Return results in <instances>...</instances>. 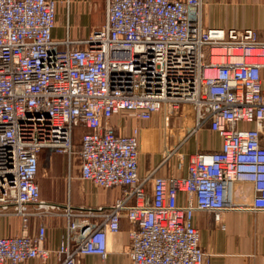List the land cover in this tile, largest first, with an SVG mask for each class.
<instances>
[{
	"label": "built area",
	"instance_id": "1",
	"mask_svg": "<svg viewBox=\"0 0 264 264\" xmlns=\"http://www.w3.org/2000/svg\"><path fill=\"white\" fill-rule=\"evenodd\" d=\"M55 14L56 0H0V216L21 225L0 235V264L104 258L122 219L129 264H208L196 211L219 221L244 183L255 192L250 209L264 211V40L253 28L204 27L201 0H105L104 22L74 40L52 37ZM119 111L163 123L161 157L143 177L140 126L120 132ZM201 129L219 148L189 154L184 175L159 174L174 154L184 167L182 145ZM77 130L78 178L119 190L106 207L61 210L38 197L40 155L70 160ZM47 215L67 218L55 249L44 244Z\"/></svg>",
	"mask_w": 264,
	"mask_h": 264
},
{
	"label": "crops",
	"instance_id": "2",
	"mask_svg": "<svg viewBox=\"0 0 264 264\" xmlns=\"http://www.w3.org/2000/svg\"><path fill=\"white\" fill-rule=\"evenodd\" d=\"M97 0H56L55 26L52 37L58 40H74L86 35L91 27H96L104 22ZM99 1V0H98ZM201 21L204 27L222 28H253L258 37L264 40V0H201ZM264 84V69L262 70ZM159 114L154 113L148 122L138 121L130 113L119 111L113 114L112 123L122 133H129L134 125H139L138 145L139 150L138 171L143 177L149 169L154 167L160 158L151 156L143 157L148 150L146 144L158 136ZM195 137V139H193ZM144 140V143L142 141ZM264 143V133L261 135ZM220 138L216 133H207L201 129L192 134L183 143L181 151L184 162L191 153L199 150L218 149ZM146 143V144H145ZM140 149V148H139ZM151 153V152H150ZM177 157V155H176ZM172 156L169 166L175 169L164 170L161 166L159 174H185V165L177 166L178 157ZM62 161H57V169L53 163L49 174L36 179L37 194L49 202L57 203L62 209L69 206L71 209L95 208L99 205L106 207L119 195L116 188L103 189L90 182L82 181L70 171L64 172ZM177 166V168H176ZM149 195V182L147 187ZM255 192L250 183L237 187L233 193V207L220 211L219 221L207 211L194 213V224L199 230V244L207 253L208 264H264V211H254L249 205ZM179 202L183 196L179 195ZM46 225L45 246L55 249L63 237L67 218L64 215H47L42 218ZM37 218L32 217L30 230L35 229ZM130 224L126 219L120 222V228L112 233L108 239V251L104 258L98 255H80L78 264H129L127 253ZM21 225L18 217L0 216V235L20 233ZM53 256L47 264H55ZM20 264H40L38 259H30Z\"/></svg>",
	"mask_w": 264,
	"mask_h": 264
},
{
	"label": "rangeland",
	"instance_id": "3",
	"mask_svg": "<svg viewBox=\"0 0 264 264\" xmlns=\"http://www.w3.org/2000/svg\"><path fill=\"white\" fill-rule=\"evenodd\" d=\"M96 2H97V7L98 6L100 7L99 11H100L101 15H103V18H104L105 0H99V1L97 0ZM150 120L151 119L144 121V122H148ZM158 124H159V129H157V132L159 134H158L157 138L153 139L151 143H150V141H148L147 144L145 143L146 147L148 148V150L145 151L144 155H143V157L145 159H149L153 155L157 158L161 157V141H162L163 123L160 119V116H159ZM177 128H178V118L171 117L168 121V126L166 129V132L168 134H172V135H168V138L172 139V141L174 138H176L178 136L179 130ZM204 130L207 131V133H212L211 131H209L207 129H204ZM81 132H82V130H77L73 136L74 153L71 155L70 160H68L67 154H59V153H55V152H43L40 155L39 161H38L37 182L39 181V177H41V175L49 174L48 173L50 171L49 168L51 167L52 163H53V165H55V168L57 169V161H59V162L62 161V163H63L62 166H63V170L65 173H67L69 170L72 175H77L78 164H79V159L77 156V149H78V144H79V136H80ZM193 139H195V137H193ZM142 143H144V140L142 141ZM139 148H140L139 150H141V145H139ZM173 156L176 157V154H174ZM176 159H177V157H176ZM169 160L163 165V166H165L164 167L165 172L168 169H171V170L175 169V167H173L172 165L169 166V163L173 162V161L169 162ZM184 165H185V162H184ZM176 168H177V166H176ZM61 210H63V209H61ZM61 212H63V211H61Z\"/></svg>",
	"mask_w": 264,
	"mask_h": 264
}]
</instances>
